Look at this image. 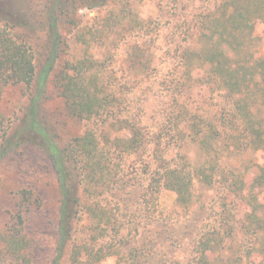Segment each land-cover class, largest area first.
Listing matches in <instances>:
<instances>
[{"label":"trees","instance_id":"obj_1","mask_svg":"<svg viewBox=\"0 0 264 264\" xmlns=\"http://www.w3.org/2000/svg\"><path fill=\"white\" fill-rule=\"evenodd\" d=\"M110 1L42 0L18 21L0 17V103L8 86L20 87L28 98L14 126L0 108V162L30 145L49 158L57 174L58 235L50 264H63L69 250L68 264H96L109 256L117 264H153L154 254L144 245L128 256L122 252L133 229L125 233L124 213L107 198L124 182L123 161L132 155L144 157L147 216L162 190L174 192L186 211L205 206L198 189L216 193L211 225L194 244V264H264V56L254 34L256 24H264V0H221L201 18L194 16L183 30L187 43L175 49L172 77L160 80L168 99L154 131L136 115L118 114L129 102L125 85L106 75L102 63L64 59V31L78 26L79 10ZM150 50L133 47L131 68L152 72ZM142 81L133 78L131 88ZM54 96L68 117L101 121L103 128L61 141L60 124L45 106ZM192 143L201 154L196 161L182 152ZM41 207L34 191L21 192L0 229V264L6 255L14 264H38L40 242L27 219ZM84 217L90 233L79 242L75 233Z\"/></svg>","mask_w":264,"mask_h":264},{"label":"rangeland","instance_id":"obj_2","mask_svg":"<svg viewBox=\"0 0 264 264\" xmlns=\"http://www.w3.org/2000/svg\"><path fill=\"white\" fill-rule=\"evenodd\" d=\"M221 0H112L104 6L80 9L77 13L78 26L72 31H64L67 37V54L64 59L76 61L91 58L104 65L105 74L115 83L125 85L123 91L129 100L121 108L119 115L131 113L152 131L162 123L163 109L168 97L163 92L160 80L172 77L173 66L177 63L176 48L185 45V30L197 15L201 16L215 9ZM42 0H0V17L20 20L31 9L39 8ZM190 28V27H189ZM257 50L264 56V24H256ZM37 43V42H36ZM35 43V45H36ZM149 45L155 69L149 74L131 68L130 58L133 47ZM61 59V62L64 60ZM139 65V60L137 64ZM138 67V66H137ZM133 78L143 79L131 88ZM53 94V88L50 87ZM28 103L27 96L18 86H8L3 93L0 108L11 125H16L24 115ZM46 110L60 124L61 141L84 133L90 127L100 130L103 125L95 120L78 121L65 115V106L60 97L54 96L45 104ZM120 110V111H121ZM117 112L110 114L115 118ZM171 149V153H176ZM199 159L196 144H189L182 152ZM196 161V160H195ZM262 161V154L256 156ZM124 182L110 189L107 198L118 205L122 218L126 221L129 235L122 252L125 256L131 249L141 247L151 249L153 264H194V244L201 231L211 225L217 209L214 191L203 194L205 206L182 209L176 202V194L162 190L151 204L147 216L143 201L144 157L132 155L124 158ZM34 191L42 199V207L28 213V229L40 242L35 260L38 264H50L56 253L57 222L59 217L58 178L49 158L38 148L27 145L0 162V229L14 212L20 201L21 192ZM116 201L118 204H116ZM88 222L80 221L75 233L81 242L89 237ZM69 254L63 264L69 263ZM116 256H109L96 264H117ZM1 264H14L6 255Z\"/></svg>","mask_w":264,"mask_h":264}]
</instances>
